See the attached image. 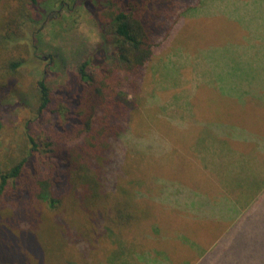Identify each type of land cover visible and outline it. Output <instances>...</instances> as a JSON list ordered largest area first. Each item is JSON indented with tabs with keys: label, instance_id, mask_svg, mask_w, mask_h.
Listing matches in <instances>:
<instances>
[{
	"label": "rangeland",
	"instance_id": "obj_1",
	"mask_svg": "<svg viewBox=\"0 0 264 264\" xmlns=\"http://www.w3.org/2000/svg\"><path fill=\"white\" fill-rule=\"evenodd\" d=\"M5 1L0 0L1 12L4 11ZM133 1L123 0L126 7H130L128 4ZM88 2L94 10L105 4V0ZM258 4L262 5V2ZM136 8V18L142 20L143 6L137 5ZM196 8L199 11V6ZM218 9L213 5L208 10L213 13L183 15V19H178L176 23L172 17L169 26L170 31H176L174 37L159 47L143 79L139 95L141 105L152 92L159 96L154 105L146 106L147 111L138 110L139 116L133 122V136L137 141L129 149L132 151L127 150V156L131 154L124 166L125 175L130 177L128 181L132 178V184L128 185L131 188H126L124 199L118 195L121 198L119 202L111 204V199L107 209L109 216H121L127 219V224L133 222L129 215L134 213L135 223L129 224L131 228L126 233L129 239L123 240L129 246L122 243L121 238L116 244L115 237L108 235L104 237L105 242L103 246L100 245L97 254L84 257L80 251L72 248L64 235L68 236L67 228L80 232L85 230V226L89 228L87 217L91 213V207H88L91 204L78 208L75 207L77 202L74 211L69 206L72 199L77 201L75 195L73 197L74 191L63 186L56 191L54 186V195L60 199L63 197L64 203L57 212H51L45 204L30 202L34 188L28 178L25 179L26 190L20 193L23 201L19 202L18 207L21 212L15 208L17 201L11 198L13 192L1 201V216L8 217L15 208L9 230L17 238V243L10 246V253L12 256L20 253L23 257H19L14 264H65L68 259L77 263L87 260L92 263L101 261L102 264H143L140 259L145 254L158 260V264H187L198 255L195 251H199L198 246L201 245L199 235L193 236L197 233L194 225L201 226L204 229L201 234L208 237L213 229L210 226L216 225L215 218L206 214L200 206L196 214H191L187 207L174 203L173 199L161 206L146 198L138 199L137 193L143 194V186L153 187L150 193L157 195L161 188L152 180H163L165 184L160 183L162 187L172 180L194 189V195H185L195 203H204L206 198L213 202V196L230 198L253 195L258 181L264 180V156L256 151L257 145L264 144V75L255 77L248 67L238 68L228 60H220L223 67L217 65L221 55L231 51L224 48L232 42V37L227 35L231 31L229 20L232 15H222ZM54 13L56 15L51 20H45L37 33L36 65L26 67L17 80L12 78L6 87L0 89V169L10 167L29 150L39 161L40 179L55 174L48 167L47 161L52 158L46 152L44 143L53 139L55 132L52 131V122L56 116L48 112H43L41 116L36 113V82L43 78L51 91L58 92L70 73L75 71L78 62L99 41V30L85 5H75L70 9L64 5ZM256 17L260 18L257 23L264 26V13ZM169 26L161 30L160 41H163L162 37ZM217 48L221 49L219 53H211ZM219 79L224 83L234 79V93L216 92L221 90L216 82ZM223 87L229 89L227 85ZM217 121L235 129L242 139L251 142L242 144L232 140L230 144L236 151L231 153L228 161H223L222 150L225 147L219 145L220 142L208 140L207 143L214 145L208 151H199L204 138L202 127L205 135L208 134L207 126L202 124L219 123ZM27 136L38 142V147L34 149ZM215 152L220 153L219 156L214 155ZM241 152L249 154L243 155ZM130 192L135 195L131 196ZM121 208L129 212L125 213ZM28 209H37L51 217L56 213L60 218L58 223L50 216H45L42 223L35 222L32 214L26 212ZM153 218H158L157 225L148 228ZM179 226L191 232L188 236L192 239ZM187 244L194 251L191 254ZM115 247L116 250L111 252ZM67 250L72 251L73 258L69 257L72 254H68Z\"/></svg>",
	"mask_w": 264,
	"mask_h": 264
},
{
	"label": "trees",
	"instance_id": "obj_2",
	"mask_svg": "<svg viewBox=\"0 0 264 264\" xmlns=\"http://www.w3.org/2000/svg\"><path fill=\"white\" fill-rule=\"evenodd\" d=\"M245 3H248L250 9L247 14L238 12L239 6L235 0H134L128 4L130 7H126L123 0H105V4L95 10L88 0H6L3 3L4 11H0V89L6 87L12 78L17 80L26 67L36 65L37 33L45 20H51L56 15L54 12L64 5L69 9L75 5H85L87 12L93 15L92 19L99 30V41L78 62L75 71L70 73L68 80L58 92L51 91L43 78L36 82L38 103L36 113L41 116L43 112H48L56 116V120L52 122V131L55 132L53 139H48L44 143L46 152L52 158L47 161L50 165L48 167L55 174L40 179L39 161L34 159L29 150L26 151L25 156L19 161L8 168L0 169V208L3 198L13 192L11 198L17 201L15 208L17 212L22 211L18 207L19 202L23 201L20 193L26 190L25 179L29 178L34 188L30 202L38 201L45 204L51 212H57L64 201L63 197L56 198L53 187L55 186L56 191L59 190V186L68 187L74 191L73 197L75 195L77 198H74L77 201L74 202L72 199L69 203L74 211L77 202L75 207L78 208L91 204L88 206L91 207L90 220L83 214L89 221V228L85 226V230L81 232L66 229L68 236L64 235V238H68L67 241L73 249L80 251L84 257L92 253L97 254L108 235L115 237L116 244L118 238L122 239V243L128 244L123 240L129 239L126 233L131 228L128 227L129 224L135 223L134 213L129 215L133 222L127 224V219L121 216L114 217L113 214L109 216L107 209L111 199L113 200L111 204L119 202L122 197L124 199L126 188H131L128 185L132 184V178L128 181L130 177L125 175L124 166L131 154L127 156V150L132 149L137 141L133 136V122L139 116L138 110L147 111V107L154 105L159 96L152 92L141 105L139 95L143 79L151 65L150 61L157 54L159 47L162 44L166 45L174 37L176 31H170L169 26L172 17L176 23L178 19H183V15L185 17L198 15L197 12L199 15L210 14L214 11L208 10L215 5L219 7L222 15H236L246 22L254 20L256 18L254 6L259 5L258 2L241 1L240 5L243 6ZM137 5L143 6L142 20L136 18ZM167 26L169 27L162 37L164 39L160 41L161 30ZM220 51L221 49L217 48L211 53L217 54ZM220 60H227L222 55L218 59L217 65L223 67ZM216 82L221 88L219 92L234 93V79L227 83L221 79ZM223 85H227L229 89ZM1 126L0 121V130ZM202 126H207L208 134L205 135L202 127L204 138L199 151L204 149L208 151L212 146L207 143L208 140L217 141L225 147L222 154L227 158L236 151L230 144L232 140L240 141L237 143L242 144L251 143L242 139L238 131L220 122L203 123ZM201 138L202 136L198 142ZM28 139L34 149L38 147V142L31 137ZM142 150L144 151L143 148ZM256 151L264 153V144L257 145ZM213 154L219 156L220 153ZM159 180L156 178L152 180L161 188L157 195L150 193L153 187L148 188V185H144L143 194L137 193L138 199L146 198L158 206L173 199L174 203L192 211H189L191 214H196L202 208L206 214L215 218L216 225L210 226L213 229L208 237L201 234L204 231L201 226L194 225L197 233L193 236L199 235L201 245L198 246L199 251H195L198 255L187 264H264V181L253 195L245 194L230 198L224 195L213 196V202L206 198L204 203H195L185 195H194L196 193L194 189L172 180L169 185L162 187L160 183H165ZM130 194L135 195L134 192ZM93 204L95 206H92ZM15 208L7 215L8 217L0 214V264H14L22 256L20 253L13 256L10 253V246L17 243V238L13 237L9 230ZM121 209L125 213L129 212L125 208ZM26 212L28 215L32 214L35 222L42 223L45 216L51 217L47 213L41 214L37 209H28ZM58 218L60 215L56 213L51 217L57 223ZM156 220L158 218H153L147 227L156 226ZM39 226L40 224L37 229ZM169 227L172 230V227ZM182 232L187 236L191 233L184 227ZM27 249L25 245V252ZM187 249L190 254L194 252L189 245ZM114 250L116 247L111 252ZM67 253L72 254L70 258L74 257L72 251L67 250ZM142 262L159 263L158 260L150 258L149 254L142 255L140 263ZM65 264L102 262L82 260L81 263H77L68 259Z\"/></svg>",
	"mask_w": 264,
	"mask_h": 264
},
{
	"label": "crops",
	"instance_id": "obj_3",
	"mask_svg": "<svg viewBox=\"0 0 264 264\" xmlns=\"http://www.w3.org/2000/svg\"><path fill=\"white\" fill-rule=\"evenodd\" d=\"M235 1L239 6L238 12L240 14H247L250 10L248 3L241 6L240 2L242 0ZM247 1L251 2L254 0ZM256 2H262V5L254 6L255 15L264 13V0H256ZM230 19L229 21L232 26L230 33H227V35L232 37V42L228 44L229 47L227 48L231 50V54H224V59L230 61L232 65L237 64L239 67H248L253 71L252 74L255 75V77L264 75V26L257 23V20H260V18L256 17L254 20L250 19L246 22L242 17L237 18L236 15H232ZM239 23H241L242 26H240ZM209 144L214 145V143ZM219 144L221 145V143ZM259 153L264 156L262 151H259ZM242 154L247 155L249 153L242 152ZM230 156L231 154L227 158H224L223 161H228V159L231 158ZM263 181H258V186L262 184Z\"/></svg>",
	"mask_w": 264,
	"mask_h": 264
}]
</instances>
